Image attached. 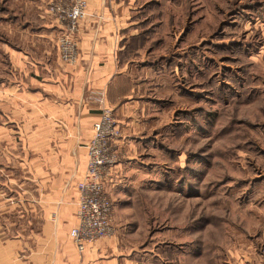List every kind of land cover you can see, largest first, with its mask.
Segmentation results:
<instances>
[{"label": "rangeland", "instance_id": "1", "mask_svg": "<svg viewBox=\"0 0 264 264\" xmlns=\"http://www.w3.org/2000/svg\"><path fill=\"white\" fill-rule=\"evenodd\" d=\"M140 1L129 59L149 61L141 77L152 118L135 155L142 174L118 192L131 197L129 241L147 257L166 244L181 256L183 229L191 264H238L245 254L264 264V0ZM17 13L25 15V0H0L1 70L6 44L25 47V32L7 27ZM2 114L0 163L5 152L25 151V121ZM15 220L0 217V232L11 236L6 223Z\"/></svg>", "mask_w": 264, "mask_h": 264}, {"label": "crops", "instance_id": "2", "mask_svg": "<svg viewBox=\"0 0 264 264\" xmlns=\"http://www.w3.org/2000/svg\"><path fill=\"white\" fill-rule=\"evenodd\" d=\"M51 1L25 0V15L14 14L7 25L9 34L25 32V47L5 45L8 64L0 68V112L10 121H25V151L5 152L0 163V191H5L0 194V217L16 219L6 223L14 226L11 236L0 232L7 235L0 236V264H191L183 229L181 256L170 257L166 244L160 254L152 251L147 257L146 247L130 242L128 233L137 229L125 220L131 197L118 193L142 174L135 155L148 138L152 118L144 94L149 82L141 77L149 61L129 59L141 22L137 14L144 5L140 0H86L87 15L77 35L79 59L67 64L59 58L58 22L47 10ZM17 20L24 21L21 30L23 21ZM102 105L113 109L122 129L115 144L119 160L106 184L114 199L116 234L79 253L69 232L77 224V184L86 170V145ZM18 171L25 172L16 183ZM239 259L238 264L253 262L247 254Z\"/></svg>", "mask_w": 264, "mask_h": 264}, {"label": "built area", "instance_id": "3", "mask_svg": "<svg viewBox=\"0 0 264 264\" xmlns=\"http://www.w3.org/2000/svg\"><path fill=\"white\" fill-rule=\"evenodd\" d=\"M48 11L60 27L57 47L59 58L67 64L79 59L78 34L80 23L87 15L86 0H52ZM122 129L112 108L102 105L87 148V166L78 182L77 224L69 235L79 253L103 238L115 235L113 224L114 199L106 192V184L119 160L115 144ZM78 264H87L81 260Z\"/></svg>", "mask_w": 264, "mask_h": 264}]
</instances>
